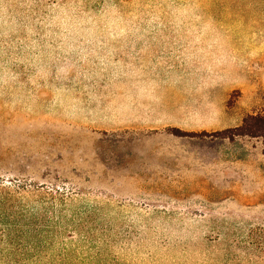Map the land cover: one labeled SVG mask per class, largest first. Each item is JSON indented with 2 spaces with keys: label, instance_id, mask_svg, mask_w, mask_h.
I'll return each instance as SVG.
<instances>
[{
  "label": "rangeland",
  "instance_id": "obj_1",
  "mask_svg": "<svg viewBox=\"0 0 264 264\" xmlns=\"http://www.w3.org/2000/svg\"><path fill=\"white\" fill-rule=\"evenodd\" d=\"M251 115L264 0H0V199L52 243L0 264H264Z\"/></svg>",
  "mask_w": 264,
  "mask_h": 264
},
{
  "label": "trees",
  "instance_id": "obj_2",
  "mask_svg": "<svg viewBox=\"0 0 264 264\" xmlns=\"http://www.w3.org/2000/svg\"><path fill=\"white\" fill-rule=\"evenodd\" d=\"M239 135L262 136L264 137V116H248L243 125L238 129ZM53 213L54 212V209ZM47 214L46 210H25L22 209L18 214L8 212L4 199H0V253L24 252L39 255L42 244L52 245L42 237L43 224L42 217ZM31 217L33 222L22 223V219Z\"/></svg>",
  "mask_w": 264,
  "mask_h": 264
}]
</instances>
